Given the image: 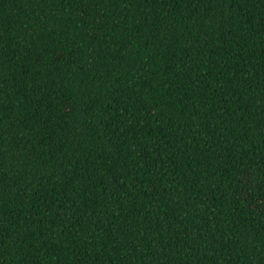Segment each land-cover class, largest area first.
I'll use <instances>...</instances> for the list:
<instances>
[{
  "label": "trees",
  "instance_id": "obj_1",
  "mask_svg": "<svg viewBox=\"0 0 264 264\" xmlns=\"http://www.w3.org/2000/svg\"><path fill=\"white\" fill-rule=\"evenodd\" d=\"M0 264H264V0H0Z\"/></svg>",
  "mask_w": 264,
  "mask_h": 264
}]
</instances>
